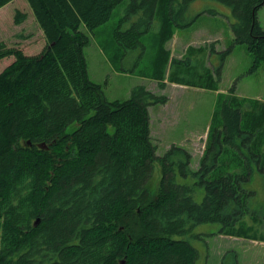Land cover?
Here are the masks:
<instances>
[{"label":"trees","instance_id":"trees-1","mask_svg":"<svg viewBox=\"0 0 264 264\" xmlns=\"http://www.w3.org/2000/svg\"><path fill=\"white\" fill-rule=\"evenodd\" d=\"M12 1L0 0V9ZM25 1L45 45L26 54L19 44L0 41V61L12 58L0 71V264H195L196 249L181 237L204 223L220 224L228 237L264 242V208L250 214L253 193L245 189L254 170L264 176V117L242 126L234 86L193 171L192 156L181 146L156 156L149 108L165 105V95L137 85L128 99L109 101L103 86L88 78L84 49L90 36L81 26L95 36L128 1L126 17L139 15V21L131 19L122 30L123 18L113 30L117 58L133 50L140 51L138 58L145 54L149 46L141 39L157 21L153 72L139 75L160 89L166 82L195 87L173 78L172 66L187 65L188 52L205 64L214 44L188 47L179 59L170 58L165 45L175 28L193 23L181 21L196 0ZM214 1L233 18L232 41L218 54L224 59L245 44L253 57L249 73L255 72L264 65V30L257 20L264 0ZM26 18L19 9L12 15L14 25ZM222 63L214 71L205 68L208 90H218ZM229 97L237 101L229 103ZM155 162L161 173L156 190ZM245 216L251 226H244Z\"/></svg>","mask_w":264,"mask_h":264},{"label":"rangeland","instance_id":"rangeland-1","mask_svg":"<svg viewBox=\"0 0 264 264\" xmlns=\"http://www.w3.org/2000/svg\"><path fill=\"white\" fill-rule=\"evenodd\" d=\"M199 2L195 4V2ZM192 2L187 13L181 22L193 23L189 28L175 29L177 38L181 41H196L198 38L207 39V35L215 37L217 49L221 52L227 48L232 41L230 21L233 20L228 7L217 3L214 0H197ZM128 1L114 9L111 19L100 31L95 33V42L84 49V56L87 65L88 78L91 82L103 86L107 100H126L125 95L128 87H135L136 82L120 81L112 73V67L134 71L136 74L150 75L153 72L151 54L155 52L150 48L153 41V33L158 28L156 21L151 26V32L142 37L141 41L149 47L145 54L140 55L139 50L129 51L124 61L115 57V50L111 46L113 30L118 22L125 18L121 29L130 27V20L139 21V15L129 14L126 17ZM16 9L26 12L27 18L20 25H14L12 15ZM200 14V15H199ZM199 15V16H198ZM198 16L197 18H194ZM259 26L264 30V5L257 12ZM142 28V25L140 26ZM80 30L89 35L87 29L81 26ZM99 30V29H98ZM90 36V35H89ZM0 41L6 45L19 44L26 54L39 53L44 47L42 32L36 26L25 0H13L10 4L0 9ZM98 45L101 50L98 49ZM180 46L174 49V54L183 52ZM189 63L174 64L171 69V76L179 81L195 87H177L171 83L168 87L156 95H165L169 100L166 106L155 105L151 110L152 118V141L156 145V156H162L172 143H181V147L190 151L193 155L191 170L198 168L200 152H202L204 140L207 142L212 124H220L223 121L221 115V103L229 96L230 89L234 86V97H237L242 105L238 108L242 113V126H245L255 116L258 119L264 117V65H261L255 72L249 73L253 63V57L246 49V45H236L233 52L222 59L221 55L212 54L209 61L201 64L198 55L188 52ZM12 58L0 61V71ZM223 61L220 81L217 85L218 91L208 90L205 68L214 71ZM203 87L205 89L197 88ZM180 88V89H178ZM237 98L229 97V103ZM233 103H235L233 101ZM234 108V106H232ZM216 111V115H214ZM264 127V123L262 125ZM73 126L68 128V132ZM204 138V139H203ZM182 143H184L182 145ZM180 146V145H179ZM264 147V145H263ZM152 175V187L157 189L161 178L160 167L154 163ZM180 183H192L190 178L178 179ZM245 189L252 192L249 202L250 214L260 213L264 208V176L254 170L251 179L245 184ZM204 191L201 189L195 195V201L201 202ZM244 226L252 225L251 218L245 216L242 219ZM241 225V223H239ZM221 225L217 223H204L196 225L189 234L182 236L196 249L198 257L195 264H264V242L244 238L228 237L220 234ZM264 236V231L260 233Z\"/></svg>","mask_w":264,"mask_h":264},{"label":"crops","instance_id":"crops-1","mask_svg":"<svg viewBox=\"0 0 264 264\" xmlns=\"http://www.w3.org/2000/svg\"><path fill=\"white\" fill-rule=\"evenodd\" d=\"M197 1V0H196ZM199 2L197 1V2H195V4H198ZM192 26V25H191ZM191 26H188L187 28H189V27H191ZM101 28V27H100ZM100 28H98L97 30H96V32L95 33H97V31H100ZM175 29H179V28H175ZM174 29V30H175ZM173 30V35H172V38L166 43V45H165V48H166V50H168L169 52H170V58H181L182 56H183V54H184V52H185V50H186V48H188V47H193V48H198V47H201V46H205V45H210V44H214V55L215 54H217L218 52H220L218 49H217V47H216V45L218 44V43H216V38L215 37H213L212 35H207L208 36V38L207 39H204V38H198L196 41H181V40H179V38H177V35L175 34V31ZM90 35V34H89ZM95 37L94 36H91L90 35V41H89V44H88V46L86 47V48H88L90 45H91V43L94 41L95 42V39H94ZM21 46V45H20ZM111 46L113 47V49L115 50V57H119L120 55H121V50L119 49V47L113 42V40H111ZM180 46H184L183 47V52L182 53H180L178 56L177 55H175L174 54V49L175 48H177V47H180ZM98 49L99 50H101V47L98 45ZM120 59V61H124V59H125V57L123 56L122 58H119ZM112 69V73L114 74V76H115V78L116 79H119L120 81H132V82H136L137 84H135V86H137V85H143V86H145L149 91H151L152 93H156L157 94V92H158V89L160 90V91H163V90H165L167 87H168V85L170 84V83H168V82H166L165 83V87H164V89H160L159 87H158V84H157V82L156 81H154V80H151V79H149V78H146V77H143V76H141V75H139V74H136V73H134V71H131V70H125V69H123V68H118V67H116L115 65L111 68ZM172 85H175V86H177V87H184V88H187V86H184V85H178V84H173V83H171ZM131 88L132 87H130V85H129V87H128V90L127 91H125V95L128 97L129 96V94H130V90H131ZM178 89H180V88H178ZM218 91V90H217ZM217 91H215V92H217ZM113 100H117V99H113ZM169 100V99H168ZM168 103V102H167ZM166 103V104H167ZM166 104L165 105H162V106H166ZM153 107L154 106H152V107H150L149 108V115H150V134H151V138H152V118H151V110L153 109ZM204 139V138H203ZM176 145V143H172V145ZM184 143H182V145H183ZM205 144H206V141L204 140V146H203V150H202V152H200V154H199V156H200V158H201V156H202V154H203V151H204V148H205ZM178 145V144H177ZM180 146H181V143L179 144ZM178 145V146H179ZM190 152V151H189ZM190 154H191V156H192V159H193V155H192V153L190 152Z\"/></svg>","mask_w":264,"mask_h":264},{"label":"water","instance_id":"water-1","mask_svg":"<svg viewBox=\"0 0 264 264\" xmlns=\"http://www.w3.org/2000/svg\"><path fill=\"white\" fill-rule=\"evenodd\" d=\"M39 147H40V148H43V149H46V148H47L46 145H45L44 143L40 144ZM38 222H39V219H36V220L34 221V224H33V225L36 226V225L38 224ZM121 264H123V261H122Z\"/></svg>","mask_w":264,"mask_h":264}]
</instances>
